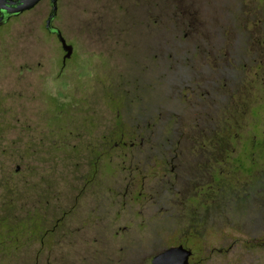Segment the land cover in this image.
Masks as SVG:
<instances>
[{"label":"rangeland","instance_id":"rangeland-1","mask_svg":"<svg viewBox=\"0 0 264 264\" xmlns=\"http://www.w3.org/2000/svg\"><path fill=\"white\" fill-rule=\"evenodd\" d=\"M49 9L0 25V264H264V0H57L65 62Z\"/></svg>","mask_w":264,"mask_h":264},{"label":"flooded vegetation","instance_id":"flooded-vegetation-1","mask_svg":"<svg viewBox=\"0 0 264 264\" xmlns=\"http://www.w3.org/2000/svg\"><path fill=\"white\" fill-rule=\"evenodd\" d=\"M33 8V7H32ZM29 10V9H28ZM26 11V10H25ZM24 12V11H23ZM21 14V13H20ZM17 16V15H16ZM15 17V16H14ZM12 18V17H11ZM46 19V18H45ZM45 24V22H44ZM50 32V31H49ZM53 34L56 35L55 32H51ZM57 37V35H56ZM58 38V37H57ZM59 40V39H58ZM61 44V43H60ZM73 49V48H72ZM63 62H65L63 60ZM263 90V93H264V88H262ZM254 140V135H253V139L250 140V141H253ZM137 144L135 143L134 141H127V140H120V141H116L114 143V145L116 147H119V148H131V147H134V145ZM202 148V147H201ZM107 143L106 142H100V149L98 151V154H95V158L96 159H100L102 158V156H105L107 151ZM203 153V152H202ZM202 153H198L200 156H202ZM228 156V154H227ZM195 158H198V156L195 154V157L191 156V159H195ZM201 158V157H199ZM264 159V158H263ZM262 159V161H263ZM93 165L95 163V161L93 160L92 161ZM236 163V162H234ZM238 167V166H237ZM174 168V167H173ZM173 168L171 167V171L173 170ZM185 169H189V168H186ZM15 170H18V166L15 167ZM210 182L211 183H208L206 185V187L208 188H205L204 187V184L202 181V177L201 175H199V179L196 181L195 185H194V192H193V195H191V197H187V201H189L190 203H194L195 204V208L196 210L199 212V214H202V211L203 210H206V202L208 201V195H210L211 193H213L214 191H212L211 189L214 187V182L217 181L219 179V176L221 174H223V172L225 173L224 175L227 176L230 174V156H228L225 161L223 162L222 166L219 168V167H214L211 165V169H210ZM255 171H264V166L262 167H258V169H255L253 170L252 172L250 171L248 175L246 176H250L253 172ZM209 173V172H208ZM207 174V173H206ZM208 175V174H207ZM127 191V190H126ZM125 191V192H126ZM125 195V193H124ZM256 209V208H255ZM264 209V208H263ZM264 212V211H263ZM200 217V216H199ZM99 218V217H97ZM202 218V217H201ZM262 219L261 218H258V220H255L254 223L256 224L255 226H258V225H262L263 224V221H261ZM201 221V220H200ZM201 227V225H200ZM252 244L254 243V245H264V235L261 236V237H258V238H254V240H252ZM176 245H182L183 247L185 248H188L190 249L191 253L188 257V262L189 264H200L203 256H199L197 260L195 261H192L191 258L195 255V252L192 251L191 248L187 247L186 246V243L184 242V240H178L176 241L175 243H170L168 244L167 246H163L162 248L158 249L157 251L153 252V254L150 255V264H152V259L154 256H156L158 253H160L161 251H163L165 248L167 247H170V246H176ZM230 243H228L226 246H221V247H210L209 248V251H210V254H226V252H229L230 251Z\"/></svg>","mask_w":264,"mask_h":264},{"label":"water","instance_id":"water-1","mask_svg":"<svg viewBox=\"0 0 264 264\" xmlns=\"http://www.w3.org/2000/svg\"><path fill=\"white\" fill-rule=\"evenodd\" d=\"M40 0H0V25L11 17L19 15L25 10L34 7ZM50 9L45 19V28L50 32H55L61 47L64 50L63 60L72 53V45L67 43L60 29L52 24L57 13V0H49ZM191 251L182 245L170 246L158 253L152 259V264H189L188 257Z\"/></svg>","mask_w":264,"mask_h":264}]
</instances>
